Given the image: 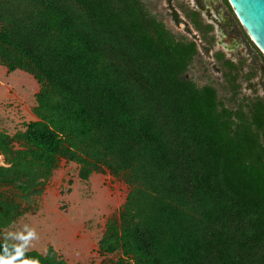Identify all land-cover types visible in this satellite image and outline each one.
I'll use <instances>...</instances> for the list:
<instances>
[{"label": "trees", "instance_id": "obj_1", "mask_svg": "<svg viewBox=\"0 0 264 264\" xmlns=\"http://www.w3.org/2000/svg\"><path fill=\"white\" fill-rule=\"evenodd\" d=\"M146 1L0 0V64L40 84L36 120L0 130V230L24 212L4 188L41 195L66 159L130 186L100 240L117 264H264V95L241 97L247 61L223 51L229 96L200 85L198 43ZM182 9L206 38L213 26ZM25 258L71 264L53 247Z\"/></svg>", "mask_w": 264, "mask_h": 264}, {"label": "rangeland", "instance_id": "obj_2", "mask_svg": "<svg viewBox=\"0 0 264 264\" xmlns=\"http://www.w3.org/2000/svg\"><path fill=\"white\" fill-rule=\"evenodd\" d=\"M185 1L191 6L196 2ZM146 2L153 14L163 19L175 34L191 39L186 31V24L183 21H175L172 16L175 9L180 10V0ZM206 5L209 8L206 10L204 7L207 11L205 15L210 20L214 21L211 13L218 18L225 15L218 8L215 9L207 3ZM181 16L184 18L183 13ZM237 31L238 28L235 27V34L240 35V31ZM250 39L254 45L248 42L244 49L241 43L234 45L233 41L229 42L232 50L221 44L215 46L216 50L223 51L228 58L239 63L247 61V64H250L245 65L240 78L241 97L264 95V51L252 37ZM251 65L257 68V75L248 80L245 76ZM189 75L200 85L208 82L215 84L223 99L226 100L229 96L223 89L225 80L222 72L218 71L216 64L208 61L206 56L197 57ZM39 91L40 84L32 74L21 69L10 71L0 64V130L15 135L24 131L31 121L36 120L34 108ZM16 147L19 148V145L16 144ZM0 164L6 165L1 154ZM4 190L21 203L24 212L10 227L0 230L1 239H5L7 233L21 232L27 226L36 232V238L30 241L27 250L46 253L53 247L60 257L71 264H117L121 253H102L100 240L108 222L119 217L130 191V186L121 177L106 171L93 173L88 180H84L80 177V165L63 159L41 195L25 199L13 187H6ZM9 241L19 243L14 238Z\"/></svg>", "mask_w": 264, "mask_h": 264}, {"label": "flooded vegetation", "instance_id": "obj_3", "mask_svg": "<svg viewBox=\"0 0 264 264\" xmlns=\"http://www.w3.org/2000/svg\"><path fill=\"white\" fill-rule=\"evenodd\" d=\"M206 3L215 9L218 8L219 11L222 12V14L225 13V15L221 16V18H218L217 16L212 15L211 13V18H213L214 21L210 20L205 15V12L207 11H205L204 9L206 8L207 10V8H209L208 5L205 6ZM178 6L180 10L175 9L174 13L172 14L173 19L177 22L183 21L186 24L187 33L191 36L192 40H195L198 43L200 55L206 56L208 61H210L211 63L214 64L216 62L215 54L217 51H221L215 49L216 45H224V47L226 49L228 48V50H232L230 48V41H233V43H235L234 45H238L241 43L242 49L248 46V42L251 45H254L250 39V35L243 26L234 8L232 7V5L230 7L225 2V0H196V2H193L192 6L189 2L185 0H180V2H178ZM182 8H185L187 12H192V14L194 13L196 16H198V20H201L204 26H213V28L208 32L206 38L203 36V33L195 27L192 20L187 18ZM182 13L184 14V18H181ZM176 14L178 18L176 17ZM215 22H217L219 25ZM223 27H226V29H223ZM235 27H237L238 31H240V35L235 34ZM211 40H213V45L210 44Z\"/></svg>", "mask_w": 264, "mask_h": 264}, {"label": "water", "instance_id": "obj_4", "mask_svg": "<svg viewBox=\"0 0 264 264\" xmlns=\"http://www.w3.org/2000/svg\"><path fill=\"white\" fill-rule=\"evenodd\" d=\"M246 31L264 51V0H229Z\"/></svg>", "mask_w": 264, "mask_h": 264}, {"label": "clouds", "instance_id": "obj_5", "mask_svg": "<svg viewBox=\"0 0 264 264\" xmlns=\"http://www.w3.org/2000/svg\"><path fill=\"white\" fill-rule=\"evenodd\" d=\"M14 238L19 243L3 245V252L0 253V264H39L38 260L25 258V252L30 241L36 238L34 229L25 226L24 230L18 233L10 232L5 236V240Z\"/></svg>", "mask_w": 264, "mask_h": 264}]
</instances>
